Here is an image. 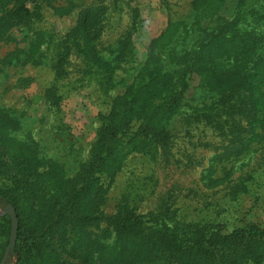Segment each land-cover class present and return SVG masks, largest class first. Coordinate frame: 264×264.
Masks as SVG:
<instances>
[{"label": "trees", "instance_id": "obj_1", "mask_svg": "<svg viewBox=\"0 0 264 264\" xmlns=\"http://www.w3.org/2000/svg\"><path fill=\"white\" fill-rule=\"evenodd\" d=\"M65 2L0 0V42H20L12 32L15 26L27 42L0 58V71L42 55L50 59L55 80L45 96L57 111L58 80L68 73L69 56H81L86 69H103V78L113 88L129 79V74L120 76L126 71L122 61L138 62L131 55L129 31L109 49L101 46L106 20L102 11L81 10L63 33L35 26L49 9L62 16L78 5L76 0ZM189 10L186 17L170 20L168 34L153 40L149 56L135 68L133 82L112 100L90 162L76 177H66L62 164L48 159L30 131L18 134L19 122L7 120L10 109L0 108V201L16 209L18 235L9 255L17 264L264 262V227L244 222L226 230L220 221L184 222L170 206L141 214L133 181L115 212H99L131 156L158 160L170 148L177 116L187 128L204 125L216 131L224 140L223 149L231 145L228 158L218 161L223 170L247 155L264 156V0H191ZM133 13L132 27L139 10ZM33 31L47 35L48 50L36 48L31 39L28 43ZM169 78L175 90L163 95L157 87ZM0 224L10 238L11 217L0 216Z\"/></svg>", "mask_w": 264, "mask_h": 264}, {"label": "rangeland", "instance_id": "obj_2", "mask_svg": "<svg viewBox=\"0 0 264 264\" xmlns=\"http://www.w3.org/2000/svg\"><path fill=\"white\" fill-rule=\"evenodd\" d=\"M66 4L65 0H59ZM78 5L65 15L49 9L45 18L35 26L57 32L68 31L77 20L81 10L92 13L104 12L106 16L101 46L109 49L124 33L131 36L132 56L138 62H124L120 76H128L125 85L113 88L104 79L100 68L87 67L78 54L69 56L68 73L58 80L61 99L60 110L51 109L45 89L55 80L51 60L45 56L39 60L20 61L0 71V108L10 109V123L21 125L18 134L30 131L40 143V148L65 169L66 177L74 178L89 163L93 147L100 137L105 116L110 112L112 100L125 92L134 80L136 67L149 56L153 40L168 34L172 18L186 17L191 0H76ZM138 9L136 26L132 27L133 10ZM222 14V11L219 13ZM219 14H215L218 16ZM14 27V26H13ZM12 27V28H13ZM11 28V29H12ZM10 29V30H11ZM16 42H0V58L7 56L17 45L25 46L22 32L12 29ZM170 33V32H169ZM47 35L42 31L30 32L28 43L33 40L36 48L48 50ZM168 37V35H167ZM31 39V40H30ZM107 54L108 51H106ZM108 59H114L113 56ZM114 64L119 63L114 59ZM113 64V63H112ZM120 78V77H118ZM198 78L193 79L195 86ZM161 94L175 90L172 78L157 87ZM192 88L187 93L192 94ZM174 134L170 148L162 157L151 160L137 154L131 156L110 187L107 201L101 206L102 215L115 212L118 200L131 182L139 193L137 204L141 214H150L167 206L177 212V219L184 222H223L226 230L244 222L264 227V156L256 152L228 164L223 170L219 160L232 153L222 143V136L204 125L185 127L179 116L171 124ZM3 131H0V139ZM5 139V138H4ZM7 158V156L5 155ZM149 176L147 179H144ZM251 176H254L251 179ZM6 201H0V216L9 215ZM10 216V215H9ZM99 218V217H98ZM108 220L103 221L102 226ZM12 230V228H11ZM0 224V264H2L10 238L3 234ZM4 264H17L15 257L8 255ZM264 264V262L262 263Z\"/></svg>", "mask_w": 264, "mask_h": 264}, {"label": "water", "instance_id": "obj_3", "mask_svg": "<svg viewBox=\"0 0 264 264\" xmlns=\"http://www.w3.org/2000/svg\"><path fill=\"white\" fill-rule=\"evenodd\" d=\"M6 211L11 217L12 230H11L10 243H9V245L6 248V252H5L2 264L5 263L10 251L15 246L16 240H17V235H18V217H17V214H16V209H15V207L12 204H8L7 207H6Z\"/></svg>", "mask_w": 264, "mask_h": 264}]
</instances>
